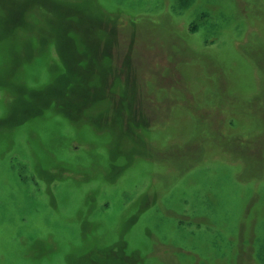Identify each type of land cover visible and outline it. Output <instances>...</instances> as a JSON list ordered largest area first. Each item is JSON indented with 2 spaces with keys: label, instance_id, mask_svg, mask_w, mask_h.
I'll list each match as a JSON object with an SVG mask.
<instances>
[{
  "label": "rangeland",
  "instance_id": "374dc122",
  "mask_svg": "<svg viewBox=\"0 0 264 264\" xmlns=\"http://www.w3.org/2000/svg\"><path fill=\"white\" fill-rule=\"evenodd\" d=\"M0 264H264V0H0Z\"/></svg>",
  "mask_w": 264,
  "mask_h": 264
},
{
  "label": "bare ground",
  "instance_id": "6f19581e",
  "mask_svg": "<svg viewBox=\"0 0 264 264\" xmlns=\"http://www.w3.org/2000/svg\"><path fill=\"white\" fill-rule=\"evenodd\" d=\"M21 27H23V26H21ZM131 50H132V46L129 47V51L130 52H131ZM135 94H136L137 99L141 102L140 95H139V89H137V86H136V92H135ZM139 107H140V105H139ZM140 110H141V108H140Z\"/></svg>",
  "mask_w": 264,
  "mask_h": 264
}]
</instances>
